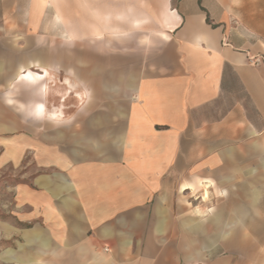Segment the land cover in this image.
Wrapping results in <instances>:
<instances>
[{
	"label": "crops",
	"instance_id": "0c3cea01",
	"mask_svg": "<svg viewBox=\"0 0 264 264\" xmlns=\"http://www.w3.org/2000/svg\"><path fill=\"white\" fill-rule=\"evenodd\" d=\"M128 1L149 23L123 42L110 33L144 18L126 22L119 14L122 29L101 27L105 39L97 40L94 25L104 23L93 8L79 17L73 0H35L17 47L19 39L0 34V165L23 173L11 233L23 239L21 249L34 250L0 257L14 264H264V245L245 240L237 222L222 241L218 215L208 246L191 240L205 225L192 223L181 198L174 203L175 190L179 198L190 189L191 170L207 201L211 168L215 195L249 199L234 197L233 186L253 179L240 182L233 169L248 170L254 156L262 158L264 186V30L257 27L264 0H103L101 8ZM14 4L2 5L24 8ZM50 9L62 35L85 38L52 44ZM31 25L36 38L27 34ZM150 33L152 46H140ZM37 105L62 119L37 118ZM211 150L207 164L200 153ZM257 194L251 199H264Z\"/></svg>",
	"mask_w": 264,
	"mask_h": 264
},
{
	"label": "rangeland",
	"instance_id": "374dc122",
	"mask_svg": "<svg viewBox=\"0 0 264 264\" xmlns=\"http://www.w3.org/2000/svg\"><path fill=\"white\" fill-rule=\"evenodd\" d=\"M6 1L11 0H0V34L6 33L7 37L10 39H19V42H15V46L17 47L18 44H21V36L23 35V31L21 27H25V30L28 28V22L32 17L33 12V4L35 0H12L15 1L14 6H17V2L23 5V9H9L6 8L5 5H2ZM54 1L59 0H52ZM68 1V0H67ZM76 1V11L77 15L80 17H84L87 10L82 8L81 5H86L85 1L88 3H92V5L96 6L93 7V13L95 17V21L103 22V26L94 25V31H99L101 27H105V29H112L121 27L116 21V16L121 14L125 17L126 22L134 19V18H144L149 19V16L145 14V12L138 11V9L128 1L129 4H126L125 7H120L119 9L117 6L114 8L107 7V9H103V0H73ZM109 0H106V2ZM176 1V0H175ZM117 3V0H110V3ZM143 5V1L140 2ZM107 5V3H106ZM115 5V4H114ZM131 9V11H129ZM36 12V10H35ZM11 13L17 14V17L11 18ZM50 16H54V10L50 9L47 14V26L49 35L52 37L58 38L56 42L54 39L52 44L57 43L58 45L62 44L61 41V27L60 25L55 23V18H49ZM22 22L24 25L16 24V21ZM31 21V20H30ZM130 26V25H129ZM7 27L5 31L4 28ZM31 32L29 33L31 38H36L37 30L33 28L31 25ZM259 29L264 30V26H257ZM34 29V31L32 30ZM131 29V27H130ZM28 31V30H27ZM33 31V32H32ZM57 32V34H56ZM81 52V51H79ZM206 143H212V138L207 137ZM1 155V154H0ZM204 156V157H203ZM201 160H205L207 164H212L213 153L211 151H207L206 154H201ZM236 156H234V165L236 163ZM252 164L248 170L243 168L233 169V174L236 178H239L240 182H242L243 177H248L253 179L254 183L251 185H247L241 187L240 185L233 186L236 192H240L239 195H235L234 197H248L249 199H232L230 200L229 193H225L224 197L220 199L217 195L214 194L213 190V174L212 168L211 170L206 171L205 179L206 184H210L209 188V199L204 201V194L205 189L203 184H197V176L195 177L193 174V170H191V177L189 179V186L190 189L185 193L183 196L179 194V198L177 195V191L175 190L174 199L175 204L180 198V205L184 204L185 208L189 209V216L193 224L205 225L206 230L199 232L198 234H191V240L199 239L200 241H204L206 245H209V242L214 240V219L215 215H218V218L221 219V236L222 241L225 240L224 235L228 228V224L231 221L237 222L239 228L243 229V236H245V240H254L253 237H257V239L264 245V199L260 200H252L253 193L258 195L257 193L261 194L264 193V186L260 183L261 177L263 176L262 171V158L258 156H254L253 159H250ZM23 173L21 169L14 168V167H2L0 165V255L5 253L6 251H12L14 258L20 259L28 253L33 252L34 250L24 248L21 249L20 246L23 244V239H21L20 235H13L11 233V228L15 227V214H16V206H15V188L19 185L21 181V177ZM242 178V179H241ZM188 185H184L183 188H186ZM199 187V188H198ZM261 196V195H260ZM182 200L184 202H182ZM221 215V216H220ZM254 229L256 232H248L246 228ZM19 234V233H18ZM236 234L232 233L230 238H235ZM223 250V255L224 254ZM264 254V249H262ZM12 260L11 256H1L0 257V264H14V262H9Z\"/></svg>",
	"mask_w": 264,
	"mask_h": 264
},
{
	"label": "clouds",
	"instance_id": "9594fccd",
	"mask_svg": "<svg viewBox=\"0 0 264 264\" xmlns=\"http://www.w3.org/2000/svg\"><path fill=\"white\" fill-rule=\"evenodd\" d=\"M108 7H114V5H106ZM82 8H85V9H92L93 7H96L94 5H81ZM129 11H131V9H129ZM59 19V17H58ZM117 19H123V16H118ZM149 21L147 19H143V20H138V21H135L133 24H132V29L131 30H127V31H123V32H120L118 30H113L111 33H110V36L112 39L118 41V42H123L122 41V37H130L133 33V31H144V28L143 26L148 24ZM92 36L94 39H97V40H103L105 39V35L99 31H94L92 33ZM85 37L84 36H81L79 34H77L76 32H69V33H66L64 35L61 36V39L67 43V44H71V45H74L77 41L79 40H82L84 39ZM138 43L140 46H143L145 48H149L152 46L153 44V38H152V34H145V35H141L138 39ZM9 103H12V101L10 100ZM21 108H23V105H21ZM33 114L39 118V119H47V120H54L56 122H59L62 117L59 116V115H56L54 113H49L45 110V108H42L40 107L39 105L36 106V108L34 109L33 111ZM73 119V117H68L67 120L68 121H71Z\"/></svg>",
	"mask_w": 264,
	"mask_h": 264
},
{
	"label": "snow or ice",
	"instance_id": "6c2138e0",
	"mask_svg": "<svg viewBox=\"0 0 264 264\" xmlns=\"http://www.w3.org/2000/svg\"><path fill=\"white\" fill-rule=\"evenodd\" d=\"M31 77H29V79H30Z\"/></svg>",
	"mask_w": 264,
	"mask_h": 264
},
{
	"label": "bare ground",
	"instance_id": "6f19581e",
	"mask_svg": "<svg viewBox=\"0 0 264 264\" xmlns=\"http://www.w3.org/2000/svg\"><path fill=\"white\" fill-rule=\"evenodd\" d=\"M205 200H206V198H205Z\"/></svg>",
	"mask_w": 264,
	"mask_h": 264
}]
</instances>
